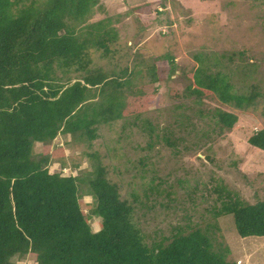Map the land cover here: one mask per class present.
I'll list each match as a JSON object with an SVG mask.
<instances>
[{
	"label": "trees",
	"instance_id": "1",
	"mask_svg": "<svg viewBox=\"0 0 264 264\" xmlns=\"http://www.w3.org/2000/svg\"><path fill=\"white\" fill-rule=\"evenodd\" d=\"M24 1L0 0V264H14L15 256L29 254L36 264H236L227 258L230 250L219 234V219L231 214L241 237L264 236V199L244 203L214 188L217 204L208 207L209 219L192 222L185 216L187 222L173 226L169 235L147 241L134 218V204L120 197L100 161L92 160L76 175L49 172L47 154L58 134H69L73 143L97 138L98 124L122 118L125 92L136 96L138 91L126 67L109 74L90 66V49L107 53L108 42L116 38L103 19L88 22L99 0ZM224 56L196 54L195 85L187 92L197 99L214 93L237 109L264 97V90L233 89L230 74L220 70ZM165 57L173 65V57ZM201 114L214 117L220 130L231 129L238 119L224 109ZM143 128L155 133L149 121ZM36 142L41 144L37 157ZM247 142L264 151V129ZM149 191L161 192L151 186ZM83 194L91 201H81ZM90 215L100 218L99 230H91Z\"/></svg>",
	"mask_w": 264,
	"mask_h": 264
},
{
	"label": "rangeland",
	"instance_id": "2",
	"mask_svg": "<svg viewBox=\"0 0 264 264\" xmlns=\"http://www.w3.org/2000/svg\"><path fill=\"white\" fill-rule=\"evenodd\" d=\"M99 19L116 38L108 42L107 53L90 49V66L109 74L126 67L138 94L125 92L122 118L98 124L97 138L73 143L69 134H58L47 154L49 172L76 175L90 168L92 160L100 161L120 197L134 204V218L147 241L169 235L173 226L187 222L185 216L192 222L209 219L208 207L217 204L214 188L228 190L244 203L264 199V151L247 142L254 131L264 129V97L237 109L221 103L214 93L197 99L187 92L195 85V55L205 58L210 53L225 54L220 70L230 74L236 92L264 90V2L99 0L88 22ZM229 53L234 54L232 60L227 59ZM167 55L173 57V65ZM150 65L155 67V80ZM214 109L237 115L231 129L220 130L214 117L201 114ZM148 121L154 127L152 135L143 128ZM165 137L176 145H166ZM57 147L61 152H55ZM40 151L36 142L33 155ZM150 186L160 194L150 192ZM80 199L91 201L88 194ZM88 223L92 231L99 230V217L90 215ZM219 224L229 260L264 264V236H239L231 214L221 216ZM13 260L36 264L31 254Z\"/></svg>",
	"mask_w": 264,
	"mask_h": 264
}]
</instances>
